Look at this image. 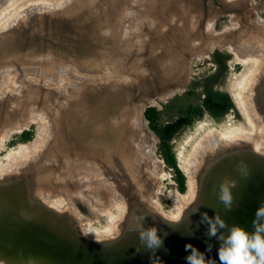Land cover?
I'll return each instance as SVG.
<instances>
[{"label": "rangeland", "instance_id": "obj_1", "mask_svg": "<svg viewBox=\"0 0 264 264\" xmlns=\"http://www.w3.org/2000/svg\"><path fill=\"white\" fill-rule=\"evenodd\" d=\"M6 2L7 0H0V10ZM89 2L90 0H67L66 3L58 7L55 5L53 7L50 5H44L42 7L40 5H38L39 7H29L25 11L23 10L21 13H18V17L13 21H9L7 24H11L8 27L5 28L0 26L1 36L7 41V45L8 41L11 42V34L13 35L16 31H19L24 27L28 28L27 33L25 32L19 43L20 47L28 49V51H26L27 53L19 51L20 49L10 50V48L4 46V50H1L0 47V52L6 56L19 57L25 54L26 60L34 62V59L32 58L33 56L30 55L29 52L35 50L34 44L36 46L39 42H34L35 38L38 37L39 39L44 40L45 37L51 41V44L48 45L49 48H47V50H42V54H48V60L45 62L43 61V64H40V67L36 69H39L40 71L50 68L58 70L56 68L57 60L62 62L61 65L63 66L61 71L58 72L59 74L63 72L61 75L57 73L54 76H46L38 71L32 72L29 69L23 70L22 68L12 66L9 67L11 72H3L0 76L1 135L3 132L5 133L6 131H10L17 125H23V121L26 120L30 114L33 115V113L41 112V114H44L42 116L46 117V120H43L41 116L39 117V121L27 123V126L25 127L29 128L26 130L30 131L32 134L31 139L28 141L22 140V133L25 130L22 129L19 132L15 131V129L13 130L9 140L6 142L5 149L0 152V167L3 165L2 168L6 169V167L10 165L9 160H6L5 156L11 151H18L21 143H33V141L37 139L38 144H40V147L42 148H40L34 156L28 157V160L25 162L23 160L22 162H19L18 160L19 164L17 163L18 167L16 165L15 169L13 168L10 171L8 170L9 172L7 170L2 171L0 179L12 175H18L24 171H33L37 169V166H40V170H36L37 174L44 175V177L49 180L46 183H42L41 192L39 195H35V197L41 199L51 208H65V206L61 205V203L68 205V208L59 211L71 214L77 220L79 227L83 229L82 232L84 235L87 234V230H89L97 232V236H100V233L101 235H105L111 232L116 223L118 224L121 222L118 224L121 228L123 224L127 222V216L130 213L129 199L155 209L165 218L169 217L168 212L173 213L176 208L172 195L177 194L181 196L186 193L188 191V183L186 191L181 192L179 190V183L176 179L175 171L167 164L163 157L160 146L161 139L151 126V121L146 117L145 112L142 111L132 119L126 114L125 117H123L124 119L121 120V126L123 127L122 136L124 141L127 138V140L132 144L136 143L138 149L142 140L147 143V146H141L139 151L137 150V155L136 152H134L133 155V161L136 162V167L140 166L138 167L139 171L145 174V177L147 176L146 185L143 187L140 186V183L133 185L128 189V192L124 194L125 196H119V194H116L119 190L117 187L116 192L112 191L113 194H116L114 195V198L123 202L125 206L124 211L119 207L118 200H113L111 203L110 201L105 204L103 203V195L106 194L107 189L106 180H108L111 184L114 183L116 185L115 181H117V178H115V176H112L114 177L112 178L104 176V174L101 175L100 171H97V168H93L91 166L87 167L83 162L75 164L73 163L71 157H66L67 160L64 158L59 159L58 161L56 155L57 134L54 130V120L57 112L66 111L65 113L67 114V112L75 110V108H77V102L79 103V94L82 92H93L95 89L92 91V88L97 84V82H91L95 77L96 72L89 73L88 71H81V68L78 65L79 63L75 59V55L69 58V61L66 62V54L60 50L59 47L68 48L70 44L73 46L71 38L78 34L79 46L83 48L89 44L90 39H92L90 45H93V47L95 46L98 51L101 49V51H106V53H108L107 50H110L120 44V46H123V51H121L123 55L126 52L130 53L132 47L135 46L137 49L139 48L137 50L138 53L140 52L138 54L139 56H142L141 52H143L146 54V57H148V55H151V49H156L151 45V36H158L162 30V28L156 27V33L152 35L153 31H151V29L153 28H151L147 20V18H150L148 16H151V12L148 11V3H151V0H130V2L127 3L128 5H118L115 7V9L118 10L128 9V13L125 14V17L123 18L125 20V22H123L125 30L123 34L118 33L117 37L111 35L112 30H115L116 26L115 18H113V22L107 23V28L102 31V24L95 23L90 27L88 24H85V20L83 18L78 20L75 23V26L70 29L65 23V20L53 18L51 16L55 13H63L66 15L69 14L68 11L80 9L83 11L86 9L87 12L90 10ZM45 23L48 28H55L49 30L45 27ZM36 25H38L41 29L48 31L45 33L43 30L42 32H38L35 27ZM33 27H35V30ZM179 28L180 27L177 26L178 30H180ZM107 31H110L111 33H108ZM88 33H91L92 37H89ZM50 34L52 35L50 36ZM30 39L31 41H29ZM102 39L104 40L102 41ZM73 47H75V45ZM159 48L161 49V47ZM204 53L207 54L206 57L204 56L203 58H200L199 53L191 60L186 72L187 81L184 85L185 90L178 92L174 96L170 95L164 99H156L157 105H152L153 107H156L158 111V117L155 120V125L164 130L168 135L169 143L171 144L176 157L178 151L183 149L185 154L184 158L186 159L187 157V160L193 154L192 151H194L193 149L196 147V144L202 141V138H204L206 134L216 131L217 128L214 127H217L219 124L229 121L237 128H248L246 119L241 114L234 98L227 90L229 75L233 71L240 72L243 67H236L237 63L236 65L233 63L230 67L226 64L227 59L234 60V54H230L227 48L222 50L217 49L214 52L206 50ZM138 58L139 57L137 56V59ZM113 61L116 62L114 59ZM125 69L128 70L129 66H127V68L125 67ZM1 72L2 70H0V73ZM112 73L115 75L116 70L114 69ZM126 75L128 74L125 73V76ZM29 95L34 96L33 98L29 97V99L31 100L30 104L36 107L32 113H29L31 112L30 107L25 105V99H27L26 97ZM145 100H147V96L139 94L137 97L135 96V98L130 100V106L133 107L137 104L140 105L145 102ZM126 103L127 100L125 99L124 105ZM139 107V109H143V106L140 105ZM64 112L62 113L64 114ZM66 114L63 116L65 117ZM81 116L82 114L76 116V118L75 116L68 115L65 119V124H69L67 126L74 125L75 127L79 123L78 120ZM109 116L112 115L109 114ZM114 120L115 119H113L112 122ZM144 120H146V124H143ZM28 121L29 119L27 122ZM43 121L45 124H43ZM205 121L208 122V124L210 123L209 126L213 125L211 129L209 128L211 131L209 132V130L205 128L191 140L190 144H186V138L195 135L196 131H199V129H197L199 124ZM139 123L143 124V129L139 127ZM240 141L241 142L238 140L234 143L224 142V145L221 143L217 148H225L226 146H231L232 144L243 145L245 144V141L247 142L249 140L243 139ZM257 152L260 153L259 151ZM80 160L83 161L84 159L82 158ZM197 164H195L193 171L195 175L194 196L190 202H181L180 214L186 211L192 204L191 202L195 199L197 192ZM77 166H80V169H78ZM40 178L39 180L42 179ZM72 181L78 184L76 190H73L74 183ZM109 187L110 188L108 189H111V186ZM49 190L54 192L50 194L52 199L47 197ZM120 194L122 193L120 192ZM45 196L49 198V200H46ZM56 197L63 198L61 203L60 200L58 201L60 205L53 200ZM64 198L68 200L69 204H67L68 202ZM80 224L82 225L80 226ZM85 227L88 228L85 229ZM119 230L120 229L117 231ZM116 235L117 233L107 238L101 237L90 239L94 241L107 240L115 237ZM87 237L90 236L87 234Z\"/></svg>", "mask_w": 264, "mask_h": 264}, {"label": "water", "instance_id": "obj_2", "mask_svg": "<svg viewBox=\"0 0 264 264\" xmlns=\"http://www.w3.org/2000/svg\"><path fill=\"white\" fill-rule=\"evenodd\" d=\"M129 2L130 0H110V3L108 2L104 6L102 15L99 13L95 15L97 11H91V9L87 12L86 9L85 11L80 9L68 11L69 14L66 15L55 13L51 16L65 20L70 29L81 18L85 20L86 25L88 24L91 27L95 23L102 24V20L106 16L116 15V6H125ZM114 3L116 6H114ZM148 5V11L151 12V3H148ZM109 17L106 19H109ZM148 17L151 18V16ZM113 18L108 20V23L113 22ZM35 27L38 32H42L43 29L38 27V25ZM35 27H33L34 30ZM45 27L49 30L55 28H48L46 23ZM24 28L16 31L13 35L11 34V42L8 41V45L0 33L1 50H4V47H8L10 50L20 49L19 51L22 52L28 51L27 48L20 47L19 44L21 37L28 31V28ZM47 31L43 30L44 33ZM160 32L164 33L163 30ZM88 36L92 37V34L88 33ZM154 41L156 43V47H154L157 50L155 49L154 52L151 50V55H148V57L143 52H141L142 56H139L140 52L138 53L135 47H133L131 54H126L123 57L124 55L121 52L123 51V46H120V44L107 50L108 53L101 51V49L98 51L95 46L90 45L92 39L83 48L79 46L78 34L71 38V42L75 47L71 44L68 48L59 47L66 54V62L75 55L81 71L96 72L95 77L91 81L97 82L94 86H98V88L93 86L95 91L102 89V84L106 80L123 86V81L118 78L115 81L113 79L114 73L108 70L109 68L107 67L108 65L110 66V60H119L121 63L126 60L125 65L129 67L135 66V62L139 63L140 68L142 66L151 67V65H157L155 73L159 81L154 83L153 86L149 83L146 87L143 86L138 90L136 80L140 77L132 79L135 85L131 93L133 95H119L118 101H115V103L111 102L114 98L108 96L111 95L108 92V95H106V92L102 94L99 92L98 95L95 93L94 96L99 99L103 105L102 108L106 111L115 112L113 114L109 113L112 116H109L108 113L106 114L105 125L107 130H112L116 126L118 130L122 131L121 120L124 119L123 117L130 110V100L135 98V96L137 97L139 94L147 96V100L140 104L145 112L146 108L152 107L150 103L153 99H158L162 94L172 90L174 92L171 95L177 93L175 91L176 87L184 86L187 81L186 72L190 65L191 57L206 52V50L201 51L198 48L180 49V40H178L176 47L165 46L160 49V46L157 47L158 40H155V35ZM34 42H38L36 46L34 44L36 51L32 50V52H29L33 56L34 62L26 60L25 54L19 57H8L0 52V70L7 71V68L12 66L23 70L39 68L43 61L48 60V54H42V50H47L51 41L45 37L44 40L36 37ZM113 52L116 55L113 56ZM137 56L139 57L138 59ZM61 67L63 66L61 65ZM139 75L144 78L151 76L144 72H140ZM263 80L264 78L257 84V90L252 92V96L257 104V111L264 122ZM87 95L93 96L92 92L90 94L82 92L78 96L79 103L77 102L75 110L67 112V114L65 113L66 111L61 112L70 116L73 114L75 117L81 115L87 105L86 100L89 97ZM125 99L127 103L124 105ZM113 119L115 120L112 122ZM71 127H74V125ZM56 131L61 132L62 130L57 127ZM56 131L55 133L58 136ZM61 136L63 134L59 135L56 141ZM201 163L196 175L197 192L195 200L183 212L179 222L169 225L164 221L165 217L161 216L155 209L150 208L151 213L155 212V216L151 215V223L145 224L144 227L156 226L160 229L162 236L165 232L168 233L164 239L163 247L157 250L153 256L155 264H186L185 257L188 253L185 251V245L188 243H191L201 251H205L207 244L212 243L214 245L213 249L207 255L210 258H216L217 264H219L217 256L219 242L215 238L209 240L205 236L204 233L207 226L200 223V213L207 212L209 216L214 217L218 211L230 226L233 224L240 225L251 231L255 213L261 205H264V154L258 153L252 145H247L246 143L243 145L232 144L225 148H216L213 152L205 155L204 159H201ZM241 163L247 165L246 171L248 175L246 177L242 176L238 171L237 166ZM36 170L38 169L24 171L18 175L0 179V264H154L150 260L152 253L140 244L139 233L131 230L137 226L134 225L133 228L129 226L131 222L135 223L133 218L135 214L138 215L139 212L145 213L148 209L146 205L129 199L130 213L127 216L128 220L120 228L117 235L111 239L94 241L84 236L77 220L71 214L51 208L41 199L35 197L41 192V187L38 186L37 182L40 174H37ZM225 178L237 181V186L232 189L235 197L234 206L231 211L227 212L218 200L219 185ZM196 206L200 207V212L192 214V209ZM128 223L130 224L128 225ZM197 224H200L199 230H196ZM192 233L194 235H191Z\"/></svg>", "mask_w": 264, "mask_h": 264}, {"label": "bare ground", "instance_id": "obj_3", "mask_svg": "<svg viewBox=\"0 0 264 264\" xmlns=\"http://www.w3.org/2000/svg\"><path fill=\"white\" fill-rule=\"evenodd\" d=\"M66 2H67V0H7V2L2 6L3 9L1 8V10H0V26H3L5 28L8 27L11 24V23L7 24L9 21L10 22L13 21L15 18L18 17V13H21L23 10L25 11L29 7L31 8V7H35L38 5H40L41 7L44 5H46V6L50 5L52 7L55 5L58 7V6L66 3ZM103 2H104V0H90L89 8L91 9V11H97L95 13V15H97L98 13L100 15H102L104 13V6L106 5V3H108V2L110 3V0H105V3H103ZM114 6H116V4ZM116 10H117L116 15H112L111 17L106 16L105 18L103 17L104 18L103 19L104 25H103V20H102L101 29H102V31H104L107 28L108 20H110L111 18L114 17L116 19V24H115L116 26H115V30L111 29L112 30L111 35H114L117 37L118 33L123 34V32L125 30V27H123V25H124L123 22H125V20L123 18L125 17V14L128 13V9H119V10L116 9ZM108 17H109V19H106ZM101 19H102V17H101ZM147 20L149 22L148 24H150V26H151V18H149V19L147 18ZM3 27H1V28H3ZM107 32L111 33L110 31H107ZM117 40H119V39H117ZM258 43H259V41H258ZM245 45H246V42H245V44H243L244 47H242L241 50L243 52H247L249 54V51L253 50V48H251V47H250L251 49L247 48L248 44L246 45L247 47ZM133 47H135V46H133ZM133 47L130 50V53L126 52L123 57H125L126 54L127 55L131 54V52L133 51ZM138 49H136V50H138ZM239 50L240 49L233 51L234 52L233 53L234 54L233 55L234 60H232L231 61L232 63L231 62L230 63L232 65L233 63L235 64V62L238 61L241 64V66L243 67V69L240 73H235L233 71L229 75V83L227 86V90L229 91V93L234 98V101L237 103V106L239 107L241 114L246 119L247 124H248V128H244V127H238L237 128L236 126H233L231 122L227 121L225 123L219 124L218 126L216 125L217 127H214V128H217L216 131H213L211 133L206 134L204 136V138L201 137L202 141H200V142L197 141L198 144H196V147L193 149L194 151H192L193 154L190 156V158H188V160H187V157H186V159L184 158L185 154H184L183 149L178 151V153H177L178 164L188 179V182H187L188 183V191L186 193L182 194L181 196H179L177 194H174V195L171 194L172 198L174 200L175 207L177 209L175 208L173 213L168 212L169 216H174L177 213H180L181 202H183V203L190 202V200L193 198L194 192H195L194 191L195 190V175L193 173L194 166H195V164H197L199 162L200 164L199 163L197 164V170H198V166L203 163V162L201 163V159L202 158L204 159L205 155L216 150L218 145H220L221 143L223 144L224 142H233L234 143V142H237L238 140H239V142H241L240 140L246 139V140H249V143L253 142L255 144L254 149L256 147V149L258 151L264 152V124H262L263 122H261V119H260L261 117H259L258 114H256L255 108H254L253 103L250 99V96H251L250 90H251L252 85H254V81L257 80L256 78L259 77L262 72H264V61L262 60L263 57L261 56L263 53L260 55L259 53L262 51L259 50L258 54H254V55L249 54V56H247V55L238 56L237 51H239ZM152 51H155L154 48ZM146 52H148V51H146ZM113 55H116L115 52H113ZM109 62H110V66L108 65V67H107V68H109L108 70L109 71L111 70L112 72L114 71V69L116 70L115 75H113V79L115 80L118 78L119 80L123 81V86L122 85L119 86L115 82L110 83L109 81L106 80L105 83L102 84V87H103L102 89H98L97 91L92 90L94 92V93L92 92L93 96L87 95L89 97H87V100H86L87 105L85 106V109H84L85 111L82 112V116L78 120L79 123L75 127L67 126L69 124H65V119L67 118L68 115H66L65 117L63 116V119H61V121H60V122H62L63 127H64V128L61 127V128H63L62 130L64 131V129H65V131L70 134V136L65 135V140H67L66 142L68 145L74 147L72 149L77 150V151L75 150L76 156H78V154H81V157H84L86 155L85 158L89 157L90 158L89 160L92 161L91 165L93 164V161H96L102 167H108V172H109L108 177L115 176V178H117V181H115L116 185L114 183L111 184L108 180H106L107 181V189H106L107 198L114 197V195H116V194L117 195L119 194V196L126 194L128 192V189H129V188L127 189V186L125 189L126 181H128V182L131 181V183L134 182V184H136V182H137L136 180H140L139 181L140 186L143 187L142 177L144 179L145 174H143L139 171L138 167H140V166L136 167V162L133 161V155H134V152H136V155H137L140 147L141 146H144V147L147 146V143L144 142L143 140L141 142L139 141L140 144H139V149H138L136 146L137 145L136 143L132 144L131 142H129L127 140V138L125 139V141L123 140L122 131L118 130L116 128V126L112 130H107L106 125H105L106 114L107 113L113 114L115 112L114 111H108V110L106 111L104 108H102L103 105L100 103L99 99L96 98L94 95H95V93H96V95H98L99 92H100V94L106 92V95H108L107 94V92H108L109 94H111L108 96H112L114 98V100H112L111 102L115 103V101L116 102L118 101L119 95H121V96L122 95H126V96L133 95L131 93H132L135 85L133 84L132 79H136V78L140 77L136 80V83L138 85V87H137L138 90L141 89L143 86L146 87L149 83H151V86H153L154 83H156V82L158 83V81H159L158 77L156 76V73H155V69H156L157 65H151V67L150 66H148V67L142 66L140 68L139 63L135 62V66H132L131 68L129 67V69L127 70V69H125V67L127 68V66L125 65L127 62L126 60H124L122 63L120 61L112 62L111 60ZM56 63H57L56 68L58 70H53L52 68H50V69L42 70L43 72L40 71L39 69H34L31 71L32 72L38 71L39 73H43L46 76H54L59 71H61V68H62L61 67L62 62L57 60ZM119 63H121V64H119ZM9 69L10 68H7V71L3 70L0 73V76L3 74V72H8V71L11 72ZM140 72L148 73L151 76L150 77L148 76L146 78L141 77L139 75ZM62 73L63 72H61L60 74L58 73V74L61 75ZM125 73H127L128 75L125 76ZM177 78H179V76H177ZM115 81H117V80H115ZM94 87L92 89L98 88V86H96L95 88ZM183 89H184V86H180V87L177 86L175 91L176 90L181 91ZM173 92H174V90L169 91L165 94H162L160 96V98H158V99H164L167 96H170ZM86 93L90 94V92H86ZM29 97L33 98L34 96L33 95L27 96L26 97L27 99H25V105L30 107L31 112H29V113H32V111L35 110L36 107H34V106H32V104H30L31 100L29 99ZM154 104L157 105L156 99H153L152 102L150 103V105H154ZM139 106H140L139 104L134 105L127 112V115L130 116L131 119L134 118V116H136L141 111L144 112L143 111L144 109H139L140 108ZM57 113L60 114L62 112H57ZM30 115L24 121L23 125H17L13 129H11L10 131H6L5 133L3 132L2 135L0 134V152H1V150L5 149L6 142L9 140V137H10V135L14 129L17 132L21 131L22 129L24 130L25 128H28V127H25V126H27V123L39 121V117H41L44 114L43 113L41 114V112H39V113L37 112V113H33V115H31V117H30ZM71 116H74V115L72 114ZM28 119H29V121L27 122ZM42 119L46 120V117L42 116ZM69 121H70V119H69ZM144 123L146 124V120L143 121V124ZM43 124H45L44 121H43ZM143 124L139 123V127L141 129H143ZM209 124L206 121L199 124V126L197 127V129H199V131H196L195 135L187 137L185 143L190 144L191 140L197 134H199L201 131H203L205 128L208 130H209V128L211 129L213 125L209 126ZM59 128H60V126H59ZM122 129H123V127H122ZM210 131L211 130H209V132ZM143 139H145V138H143ZM40 146L41 145L38 144L37 139L35 141H33V143L32 142L21 143L19 145L18 151H14V152L11 151L10 153L6 154L5 159L9 160L10 165L8 167H6V169L2 168L3 167V165H2V167H0V175L2 174L1 173L2 171H4V170L10 171L13 168L15 169L16 165L18 167L19 162H22V160L25 162L28 160V157L34 156L37 153V151H39V149L42 148ZM134 148H135V150H134ZM70 150H71V148H70ZM18 160H19V162H18ZM138 160H139V157H138ZM85 162H87V161H85ZM137 164H138V162H137ZM93 166H94V164H93ZM112 168L115 171V174H112V172H113ZM37 169L40 170V166H37ZM102 171H103V168H102ZM39 176L42 179L40 178L41 180H39L37 182H38V186L41 187L42 183L48 182L49 179L44 177V175H41V174ZM112 178H114V177H112ZM132 180H133V182H132ZM109 186H111V189H108V188H110ZM116 187L119 188V190L116 194L115 193L113 194L112 191H115V192L117 191ZM121 188H122V191H120ZM119 191L122 194H120ZM52 193H54V192L52 190H49V194H47V197H50V194H52ZM59 200L61 203L63 201V198L55 199L57 204H59L58 203ZM114 200H118V199L114 198ZM118 204H119V207L124 211L125 206H124L123 202L118 200ZM61 205L65 206V207L68 206V205L62 204V203H61ZM151 215L155 216V212L153 211V213H151L150 209H147L145 211V213L139 212L138 215L135 214L133 217L135 220V223L131 222V224L128 223V225L130 224L129 225L130 228H133L134 225L137 226L139 223H141L140 217H142V216L147 217V219L143 221L144 225L151 223ZM85 220H86V218H85ZM81 225L82 224H80V226ZM87 228L88 227H85V229H87ZM114 229H115V226L112 229V231L110 230L111 232H109L108 235H112ZM82 231H83V229H82ZM96 233L97 232H95V231L87 230V234L90 237H93V239L95 237L99 238V235L97 236ZM105 235L107 236V234H105ZM100 236H103V235H101V233H100ZM107 237H109V236H107Z\"/></svg>", "mask_w": 264, "mask_h": 264}, {"label": "flooded vegetation", "instance_id": "obj_4", "mask_svg": "<svg viewBox=\"0 0 264 264\" xmlns=\"http://www.w3.org/2000/svg\"><path fill=\"white\" fill-rule=\"evenodd\" d=\"M177 26L180 27L179 28L180 30L177 29ZM156 27L162 28L164 32L162 34L159 33L158 36H155V40L156 39L159 40L157 41L158 43L157 45L160 47H164V46L176 47L179 42L178 40H180L181 43L179 47L180 49H184V50L198 48L201 51L208 50L214 52L217 49L222 50L227 48V50H229V53L230 54L232 53L233 55L234 50L240 49L239 51H237L238 56H244V55L249 56V54L251 55L258 54L259 53L258 51L260 50L262 52H260L259 54L261 55L263 53L261 56L263 57L262 60L264 61V46H263L264 45V0H151V28H153L151 29V31H153L152 35L155 34L154 32ZM151 41H152L151 45L156 47L154 36H151ZM245 42L246 45L248 44V47L245 45L247 48L250 47L253 48V50L249 51V54L241 50L242 47H244L243 44H245ZM200 55L201 56L199 57L203 58L204 56L206 57L207 54H200ZM195 57L196 56H192L191 60ZM231 61L232 60L229 59L226 60V64L229 67L231 65L230 63ZM235 65L236 67L238 66V68L241 67V64L238 61L235 62ZM242 69L240 70V72L242 71ZM240 72H235V73H240ZM263 78H264V72H262L260 76L256 78L257 80L254 81V85H252L250 90L251 93L250 99L253 103L256 114H258L259 117L261 116L257 111V104L252 96L253 94L252 92L254 90H257L258 87L257 84H259L260 80H262ZM262 84H263L262 88H264V80L262 81ZM184 90L185 87L181 91ZM181 91L176 90L177 93ZM177 93H175L174 95H176ZM61 119H63V114L57 113L54 120L55 131L57 127L58 128L59 126L60 128L63 127L62 122H60ZM260 119L261 122H263L262 118ZM262 124H264V122ZM28 128H25L24 130ZM63 128H61L60 130H62ZM64 131L63 130L61 132L56 131L58 133V136L63 134V136H61L60 139L56 141V155L58 161L59 159H64V158L66 159V157H71L73 162L76 164L81 162L82 160L80 161V159L83 158L86 159V161H88V163L85 162L84 160L82 161L85 164V166L87 167L91 166L93 168H97V171H100L101 175L104 174V176H109L108 167H102L96 161H93L94 166L93 164L91 165L92 161L89 160L90 159L89 157L85 158L86 155L84 157H81V154H78V156H76L75 154L76 149H72L74 147L68 145L66 142L67 140H65V135L70 136V134L66 131L65 133ZM245 143L247 145H252L254 148L255 144L253 142L249 143V141H247ZM255 150L258 151L256 147ZM259 152L264 154V152L261 151ZM79 167L80 166H77L78 169H80ZM74 168L77 169L76 167ZM112 171H113L112 174H115L113 168ZM136 181H137L136 184L140 183L139 182L140 180H136ZM142 181H143V186H145L146 177L144 179L142 177ZM72 182L74 183V181ZM125 184H126L125 189L126 186L128 189L134 185V182L131 183V181L130 182L126 181ZM77 185H78L77 183H74L73 190H76ZM57 198H62V197H56L54 198V200ZM45 199L49 200V198L47 197H45ZM64 199L66 200V198ZM113 200L114 197L107 198L106 194L103 195L104 204L108 203L109 201L111 203V201ZM66 201L68 202V200ZM66 208H68V206L65 208H56V209L64 210ZM148 209L150 208L148 207ZM118 224L115 225V229L112 235L107 234V236L111 237L119 232L117 231L118 229H120L119 227L120 225L118 226ZM85 236L87 237V234H85ZM107 236L103 235V236H99V238L101 237L107 238ZM88 238L93 239V237H88Z\"/></svg>", "mask_w": 264, "mask_h": 264}, {"label": "clouds", "instance_id": "obj_5", "mask_svg": "<svg viewBox=\"0 0 264 264\" xmlns=\"http://www.w3.org/2000/svg\"><path fill=\"white\" fill-rule=\"evenodd\" d=\"M237 168L242 176L248 175L247 165L241 163ZM236 186L237 181L228 178H225L219 185L218 200L226 212L233 209L235 197L232 189ZM199 212V206L192 209V214ZM146 219V216L140 217L141 223L131 230L139 233L140 244L152 253L150 260L154 262L153 256L157 250L163 247L164 239L168 233L165 232L162 236L158 227H144L143 221ZM180 220L181 214L177 213L164 221L171 225ZM200 223L207 226L205 236L209 240L215 238L219 242L217 250L219 264H264V205L257 209L252 220L251 231L240 225L230 226L218 211L214 217L209 216L207 212L200 213ZM199 227L200 224H197L196 230H199ZM213 246L212 243H208L206 250L201 251L191 243L186 244L185 251L188 253L185 257L186 264H217L216 258H210L207 255L212 251Z\"/></svg>", "mask_w": 264, "mask_h": 264}, {"label": "trees", "instance_id": "obj_6", "mask_svg": "<svg viewBox=\"0 0 264 264\" xmlns=\"http://www.w3.org/2000/svg\"><path fill=\"white\" fill-rule=\"evenodd\" d=\"M146 117L151 121V126L156 131V133L159 135L161 139V150L163 153V157L167 164L173 168L175 171L176 179L179 183V190L181 192H185L187 189V177L183 170L180 168L178 164V160L176 157L175 152L173 151V148L171 144L169 143V137L165 133L164 130L160 129L158 126L155 125V120L157 119L158 111L156 107H148L145 111ZM32 137V134L30 131L25 130L22 133V140L28 141Z\"/></svg>", "mask_w": 264, "mask_h": 264}]
</instances>
